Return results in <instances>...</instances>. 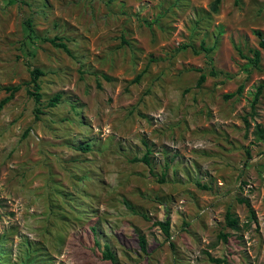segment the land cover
Masks as SVG:
<instances>
[{"label":"rangeland","instance_id":"obj_1","mask_svg":"<svg viewBox=\"0 0 264 264\" xmlns=\"http://www.w3.org/2000/svg\"><path fill=\"white\" fill-rule=\"evenodd\" d=\"M211 2L0 0V264H264V0Z\"/></svg>","mask_w":264,"mask_h":264},{"label":"trees","instance_id":"obj_2","mask_svg":"<svg viewBox=\"0 0 264 264\" xmlns=\"http://www.w3.org/2000/svg\"><path fill=\"white\" fill-rule=\"evenodd\" d=\"M235 1H237V0H235ZM220 2H221V0H212V2H211L212 11L218 10V6H219ZM26 23H27V26H28L30 32H32L31 20H27ZM254 33L259 38V46L264 49V34L260 30H255ZM42 39L44 41L49 42L54 47L61 48L62 50H64L67 53L70 52V49L68 48L67 43L65 41H63V39L60 37H57V36H54L52 38L42 37ZM201 49H203L205 51V53L208 54V53L212 52V50L214 49V46H206V45H204L203 42H201ZM259 59H260V51H259V49H254L253 50V58H252L253 63L257 64L259 62ZM211 73L213 74L214 72L211 71ZM42 74H43V71L40 68H38V67L32 68L30 71L31 88L26 89L28 95H30L35 102V108H34L35 114H36L35 117H38V113H41V109L38 107V104L40 103L41 98H42V94L40 92V84H39V77ZM138 78H139V75L136 76L135 80H138ZM204 79H205V74L201 73L198 77L197 85H200L204 81ZM19 88H20L19 85L4 87V89L6 90V92H8V94L0 99V111L2 110L4 105L13 97L14 93L17 90H19ZM241 89H242V87L240 86L237 89V92H240ZM260 93H261V86H258V88L256 89V91L253 95V100H252V104H251L252 108L254 107L255 102L258 100ZM231 95H233V93H228L225 95V97H230ZM60 100H61V94L55 93L52 97L49 98L47 105L48 106H55L56 104H58L60 102ZM254 132H255L256 138L258 140L264 141V128H261L258 126ZM78 148L80 150H83V151H88V150H90V145L88 143H85L83 145H79ZM148 155H149V150L142 157H134L132 160L143 161L146 164H149ZM239 201L245 203L246 207L248 208V212H249L250 216L254 217V211L251 207L249 200L246 198H242V199H239ZM225 220H226V224L233 227V228H236L238 226L237 218L235 216H233L229 210L226 211ZM156 224H158L161 227V229L165 235H169L168 220L157 221ZM220 236H222L224 239L226 238V235L223 233H220ZM139 243H140L141 249L143 251H145L146 250V240H145V237L143 235H140ZM103 256L106 259H110L112 261L115 260V256H114L113 252L110 250L108 245H104ZM215 261H219V259H215Z\"/></svg>","mask_w":264,"mask_h":264}]
</instances>
